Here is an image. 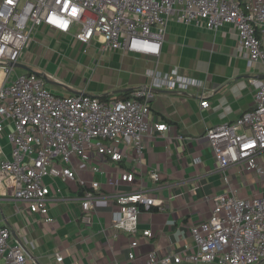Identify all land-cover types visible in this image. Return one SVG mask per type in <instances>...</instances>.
I'll list each match as a JSON object with an SVG mask.
<instances>
[{"label":"built area","instance_id":"1","mask_svg":"<svg viewBox=\"0 0 264 264\" xmlns=\"http://www.w3.org/2000/svg\"><path fill=\"white\" fill-rule=\"evenodd\" d=\"M202 25L216 31L226 24L237 32L239 44L249 64L264 65V0H1L0 1V133L10 145V159L0 162L13 186V199L28 211L48 216L52 201L45 178L63 182L79 180L78 162L102 158L114 164L131 158L141 165L144 138L151 130L163 132L167 125L149 119L156 89L184 91L201 88L199 80L186 78L173 70L161 75L151 72L150 84L135 88L127 99L105 100L89 94L58 95L46 87L44 78L34 72L14 75V64L34 28L46 26L70 34L86 53L98 44L101 51L118 50L158 57L170 21ZM74 29V30H73ZM73 30V31H72ZM255 86L254 105L232 122L208 128V140L219 164L223 180L234 166L238 173L255 171L264 176L259 158L264 154V78L249 79ZM207 94L200 102L207 108ZM101 159V160H102ZM92 172L100 174L99 164ZM159 182L156 169L149 172ZM135 170L109 178L114 188L132 183ZM211 197L210 218L189 226L191 244L179 252L157 256L149 252L140 264H259L264 260V195L237 197L229 188ZM101 193L93 181L79 198L83 221L90 222L91 209ZM103 195V194H102ZM118 210L111 226L129 234L138 231L139 214L162 201L144 188L114 192ZM142 235L150 237L149 229ZM11 230L0 225L2 264H27L23 247L11 242ZM130 247L137 245L136 241ZM134 261V252L128 253ZM62 257L57 256V261ZM109 264H119L111 262Z\"/></svg>","mask_w":264,"mask_h":264},{"label":"crops","instance_id":"2","mask_svg":"<svg viewBox=\"0 0 264 264\" xmlns=\"http://www.w3.org/2000/svg\"><path fill=\"white\" fill-rule=\"evenodd\" d=\"M97 47L96 43L83 53L82 45L70 34L38 26L15 63L13 76L27 72L47 75L55 82L50 85L45 81L51 87L48 89L58 95L84 93L115 100L126 91L149 85L151 72L164 75L176 70L201 81L203 90L154 91L149 119L167 128L163 132L151 130L145 136L141 165L131 158L114 164L100 157L78 162V179L83 183L45 178L52 197L48 211L51 222L15 201L10 178L0 171V225L11 230V242L23 247L27 264H140L149 252L165 256L191 244L189 226L210 218L214 194L231 188L240 198L264 195V176L247 170L238 173L234 166L224 170L230 176L228 187L205 138L208 128L232 122L253 108L255 86L249 79L264 78V65L249 64L232 25L211 31L172 20L158 57ZM202 92L207 94V108L200 106ZM7 159L10 145L0 133V162ZM259 163L264 166V154ZM96 164L101 167L100 174L92 172ZM132 168V183L112 188L107 182ZM151 169L159 172V182L150 178ZM93 181H99L103 195L91 209L90 222H85L79 198ZM138 188L160 199L162 209L154 206L141 212L134 234L114 229L112 217L118 205L112 200L113 193ZM146 229L150 237L142 235ZM133 241L137 245L131 248ZM130 251L134 261L128 258ZM58 255L61 261H57Z\"/></svg>","mask_w":264,"mask_h":264},{"label":"water","instance_id":"3","mask_svg":"<svg viewBox=\"0 0 264 264\" xmlns=\"http://www.w3.org/2000/svg\"><path fill=\"white\" fill-rule=\"evenodd\" d=\"M15 65H16V64H14V66H15ZM42 77L44 78V80L46 81L47 84L52 85L53 83H55V82L52 80V78H50V77L47 76V75H43Z\"/></svg>","mask_w":264,"mask_h":264},{"label":"trees","instance_id":"4","mask_svg":"<svg viewBox=\"0 0 264 264\" xmlns=\"http://www.w3.org/2000/svg\"><path fill=\"white\" fill-rule=\"evenodd\" d=\"M131 91H126V92H124L123 93V95H122V98L121 99H127V98H129V93H130Z\"/></svg>","mask_w":264,"mask_h":264},{"label":"rangeland","instance_id":"5","mask_svg":"<svg viewBox=\"0 0 264 264\" xmlns=\"http://www.w3.org/2000/svg\"><path fill=\"white\" fill-rule=\"evenodd\" d=\"M47 88H51L50 86L46 85Z\"/></svg>","mask_w":264,"mask_h":264}]
</instances>
